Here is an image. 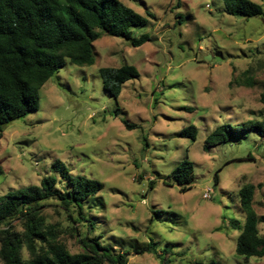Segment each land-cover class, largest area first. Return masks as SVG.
I'll list each match as a JSON object with an SVG mask.
<instances>
[{
	"label": "rangeland",
	"instance_id": "obj_1",
	"mask_svg": "<svg viewBox=\"0 0 264 264\" xmlns=\"http://www.w3.org/2000/svg\"><path fill=\"white\" fill-rule=\"evenodd\" d=\"M119 1L153 16L132 30L150 41L132 48L102 34L92 66L66 62L54 74L37 110L3 130L0 198L40 186L60 161L71 176L102 184L101 203L84 211L94 230L72 224L55 200L41 210L71 254L84 252L80 239L99 237L104 246L130 252L128 264H244L235 256L240 231L233 222H244L237 192L253 185L252 210L264 216V136L250 133L208 149L204 142L218 126L239 127L264 115V16H229L222 0ZM250 1L264 11V0ZM124 65L139 76L114 99L99 70ZM251 80L254 86H247ZM189 126L197 128L194 143L180 136ZM185 158L195 179L180 193L170 175ZM11 226L22 231L18 220ZM257 228L264 236V223ZM249 264H264V257Z\"/></svg>",
	"mask_w": 264,
	"mask_h": 264
},
{
	"label": "trees",
	"instance_id": "obj_2",
	"mask_svg": "<svg viewBox=\"0 0 264 264\" xmlns=\"http://www.w3.org/2000/svg\"><path fill=\"white\" fill-rule=\"evenodd\" d=\"M222 2L229 16L245 19L264 16L262 6L250 0ZM151 18L149 12L142 16L119 0H0V139L8 124L37 110L42 87L66 62L77 67L92 66L93 44L102 34L123 39L132 48L141 47L150 41L149 35L135 37L132 30L145 27ZM99 74L103 90L114 99L126 82L139 76L128 65L103 68ZM251 81L247 86H254L255 81ZM260 103L264 106V92ZM122 123L128 130L136 128L126 121ZM250 133L264 136V115L259 121H247L239 127L218 126L205 139L204 149ZM180 136L194 143L197 128H184ZM52 167L55 175L45 177L40 186L19 189L0 198L1 264H128L130 252L104 246L99 237L80 239L84 248L81 254H71L59 241V227L47 221L42 208L55 200L72 224L87 223L94 230V221L84 211L86 205L90 209L101 203L98 194L102 184L83 176H71L60 161ZM194 172L193 163L185 158L171 172L170 185L186 193L193 186ZM214 182H218L217 176ZM254 193L255 187L250 184L237 192L244 222L242 225L233 222L240 231L235 256L244 264L264 257V236L257 228L264 223V216H257L252 210ZM15 220L21 223V232L11 226ZM145 250L156 254L150 245Z\"/></svg>",
	"mask_w": 264,
	"mask_h": 264
},
{
	"label": "built area",
	"instance_id": "obj_3",
	"mask_svg": "<svg viewBox=\"0 0 264 264\" xmlns=\"http://www.w3.org/2000/svg\"><path fill=\"white\" fill-rule=\"evenodd\" d=\"M204 198H206V199H210V192H209V190H207L206 192H205V194H204Z\"/></svg>",
	"mask_w": 264,
	"mask_h": 264
}]
</instances>
